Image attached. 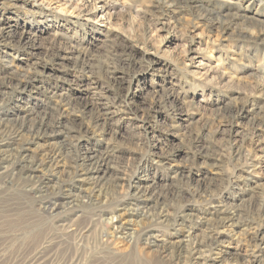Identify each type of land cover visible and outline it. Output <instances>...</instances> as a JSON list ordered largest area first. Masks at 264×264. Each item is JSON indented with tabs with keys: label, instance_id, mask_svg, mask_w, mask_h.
Returning <instances> with one entry per match:
<instances>
[{
	"label": "rangeland",
	"instance_id": "1",
	"mask_svg": "<svg viewBox=\"0 0 264 264\" xmlns=\"http://www.w3.org/2000/svg\"><path fill=\"white\" fill-rule=\"evenodd\" d=\"M4 27L0 83L38 72L13 106L0 102V118L30 125L65 99L73 107L63 129L18 138L28 159L48 162L32 174L61 188L54 214L42 204L51 195L0 175V264H28L46 245L62 262L189 264L175 248L209 235L212 260L196 264H264V242H253L264 238V0H0ZM81 149L113 167L102 216L70 186ZM139 183L152 200H135ZM137 207L122 219L134 237L120 243L115 216ZM224 211L238 226H218Z\"/></svg>",
	"mask_w": 264,
	"mask_h": 264
},
{
	"label": "bare ground",
	"instance_id": "2",
	"mask_svg": "<svg viewBox=\"0 0 264 264\" xmlns=\"http://www.w3.org/2000/svg\"><path fill=\"white\" fill-rule=\"evenodd\" d=\"M174 1L177 2V5L186 6V5H189L190 1H194V0H174ZM209 14L213 15L212 13H209ZM216 16L214 17L216 18ZM216 19H219V23L224 24V25L225 23L228 24L232 21H235V18H218L217 17ZM9 30L8 28H5V27L0 29V42H3V43L7 42V40L10 38V35H11ZM81 58H82L81 56L80 58L77 57V60L78 61L84 60ZM37 72L38 71H35L34 73L25 74L21 76L17 82H14V80L12 79L1 82L0 83V102L6 103L5 104L6 106H13V103L18 98L17 93L21 89L26 88L30 82L35 80L36 78L35 73ZM58 104H61V107H64V109H61V108L53 109V111L55 110L54 113L50 112L48 114L38 117L30 125H27L26 122L20 123L21 125L5 123L0 118V175L1 174L5 175L7 179L10 180V183H13L14 180L22 182L24 186L29 187L28 192L30 194L37 195V197H43L42 194H45V197L46 195L47 196L51 195L49 199H47L46 197L45 202H43L42 204L44 206L43 208L52 214H54L57 211L60 205V201L63 197V195L61 194L62 192L61 188L60 190L57 189V190L51 191L49 190L48 186L45 185L44 181L39 176H34L32 174L33 172L39 171L38 169L47 168L48 162H46V160L44 159H38V158L28 159L25 153V149L21 147L18 141L19 139H21V136H23L25 131L30 134L32 133L37 134L41 132L42 129L44 130L58 129V131L61 128L63 129L62 127L63 119L70 117V111L68 109L70 108V106L73 107V104L71 100H67V99L63 100L61 103L59 102ZM0 106H3V105H0ZM86 110L87 109L84 108V113L86 112ZM92 118L93 117H91L90 119ZM66 134L68 135V138H69L70 137L69 132H66ZM197 143H201V140L198 139ZM57 152H59L60 154L62 153L61 150H58ZM233 153L236 155H240L241 151L234 150ZM76 154L77 155L75 156V160H76L75 163H76V166L79 167V169H77L75 172L79 174L81 179L78 180L77 182L72 183L70 186H72L73 184H76L75 186L84 187L83 192L85 193V197L88 199L87 204L90 206V208H93L94 213L98 212L100 216H102V214L104 215L107 209L104 208L103 206H100L101 203L98 202V198L103 193V188L105 187L104 183L106 180V175L108 173H111V169L113 170L109 157L92 155L91 153L89 152L87 153L83 151L82 149H81V153L77 152ZM46 171L49 172V170H46ZM130 187L132 190L131 194L135 198V200H138L140 202L141 200H152L153 199L152 197L154 196V193H153L154 190L153 188H151V186L143 185V183H139L137 186H130ZM158 201L159 200L157 199V203ZM75 204L76 203L73 204V208H80L79 204H76V205ZM139 211H140V208L137 207L132 213L123 212L122 214L115 216L114 222L116 224L114 226L113 235L117 237L120 243L124 241L131 242L132 237H134L133 234H130L129 232L131 230L128 229L129 225L132 224L133 220L126 219V221L122 222L123 217L133 216L132 214L135 215L137 213H140ZM128 213H130V215ZM143 215H145L148 219H151V221L155 220V218L151 216L150 214L148 215V213L143 214ZM238 223H240V216L236 211L234 212L224 211L221 213L218 226H224V227L238 226ZM141 238L144 241V248H147V249L151 248V246L153 245L152 243L153 236L150 230H147L144 233V235L141 236ZM217 242H218L217 238H215L212 235H209L207 239L204 241H197L195 243L193 242V245L189 247L177 246L175 249L181 255H183L184 253L188 254L187 260H189V264H196L200 262L201 260L206 261V262L209 260H212L211 258H209V256H203L202 249L211 248L215 246ZM253 242L259 245L260 243L264 242V238L263 237L260 238V236L257 235L253 238ZM48 246L46 245L44 247V249H46L48 253L45 252L43 253L44 255L41 254L40 256L35 257L28 264H78V262L74 261L73 258L69 260H65L63 262L57 259L51 258L49 254L51 253L52 249H50ZM208 263L213 264L211 261Z\"/></svg>",
	"mask_w": 264,
	"mask_h": 264
}]
</instances>
